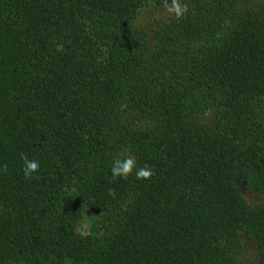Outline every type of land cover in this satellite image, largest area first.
I'll return each mask as SVG.
<instances>
[{"label":"trees","instance_id":"16d2710c","mask_svg":"<svg viewBox=\"0 0 264 264\" xmlns=\"http://www.w3.org/2000/svg\"><path fill=\"white\" fill-rule=\"evenodd\" d=\"M183 2L0 0V264H264V0Z\"/></svg>","mask_w":264,"mask_h":264},{"label":"clouds","instance_id":"9594fccd","mask_svg":"<svg viewBox=\"0 0 264 264\" xmlns=\"http://www.w3.org/2000/svg\"><path fill=\"white\" fill-rule=\"evenodd\" d=\"M166 12L177 19L184 17L188 12V5L183 0H164L163 4ZM23 161V173L25 179L34 178L33 174L39 171V162L35 159H29L25 154H21ZM3 172H7V164L0 168ZM135 172V177L138 180H146L155 175L154 170L149 166L138 167L135 158L131 155H126L123 158H116L111 165V173L113 178L128 179ZM111 194V191H110Z\"/></svg>","mask_w":264,"mask_h":264}]
</instances>
